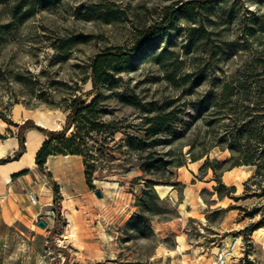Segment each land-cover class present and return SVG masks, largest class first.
I'll use <instances>...</instances> for the list:
<instances>
[{
  "label": "rangeland",
  "instance_id": "1",
  "mask_svg": "<svg viewBox=\"0 0 264 264\" xmlns=\"http://www.w3.org/2000/svg\"><path fill=\"white\" fill-rule=\"evenodd\" d=\"M186 1L193 0H0V148L27 120L36 132L62 130L64 100L92 88L82 82L91 58L132 47ZM194 1L191 19H175L132 68L116 73V88L103 90L112 135L105 144L88 141L92 188L81 156H49L51 179L34 162L51 188L52 228L34 241L45 264H219L224 250L225 264H264V0ZM30 76L38 81L32 94L16 81ZM158 113L171 114V129L129 151L127 136L145 139L146 119ZM240 122L251 124V139L232 136ZM18 151L0 154V166L18 161ZM58 163L82 169L81 182L72 172L64 182ZM23 172L30 171L10 180Z\"/></svg>",
  "mask_w": 264,
  "mask_h": 264
},
{
  "label": "trees",
  "instance_id": "2",
  "mask_svg": "<svg viewBox=\"0 0 264 264\" xmlns=\"http://www.w3.org/2000/svg\"><path fill=\"white\" fill-rule=\"evenodd\" d=\"M215 0H213L214 2ZM198 1H186L182 3L175 10H171L166 13L159 22H154L149 27L140 32L139 37L135 44L130 48H123L120 46L110 47L100 53L94 55L89 64L88 71L89 76L82 80L83 84L88 81L91 83L92 88L89 91L79 94L71 93L69 97L64 100L62 110L67 114L66 123L60 131H49L37 128L39 132L46 136V140L36 153L35 164L38 170L45 174L48 178H52L51 174L46 171L45 164L47 158L52 155H77L81 156L84 160L86 169V181L90 188H92V177L94 173V166L88 163V159L92 157L91 149H89V140L96 139L95 142L99 144H105L111 139V133L106 131L107 126H113V123L107 124L103 122V116L106 111L101 106V101L109 96L104 94L103 90H113L116 88V73L132 68L135 63L146 55V52L152 49L156 43L171 29L172 23L178 17H184L191 19L190 16L191 7L197 4ZM10 25L3 26L1 29L7 30ZM195 30V29H194ZM80 37H74L68 40L67 46H70L77 42ZM62 49V48H60ZM167 51L163 50L155 54L154 58L158 63H161L164 59ZM21 86L28 89L30 93H34V87L38 81H33L32 77H19L16 80ZM229 88L224 89V93L229 92ZM46 95L41 93L40 98ZM91 98V99H90ZM123 101L132 103L135 107H139L132 98H123ZM170 113L156 114L147 118L149 126L146 131V138L142 139L136 136H127L125 145L129 151L140 152L146 148L157 143H148L146 140L160 132L169 131L171 129ZM32 121L27 120L23 125L14 124L17 128L16 138L19 144V151L14 156V160L20 158L25 152V133L32 130ZM249 122L234 125V134L232 136H239L238 140L248 135L251 139L253 136V129L250 127ZM113 129V127H112ZM72 131L71 136L67 137V133ZM256 131V130H255ZM104 137L103 140L98 137ZM100 151V150H99ZM152 154H149V158ZM192 160H196L192 157ZM9 162V159L5 160ZM253 160L249 159L244 162L245 165H253ZM209 164V162H206ZM26 174L23 172L21 175ZM153 184L152 182L150 183ZM54 189V202L58 200V185L52 182Z\"/></svg>",
  "mask_w": 264,
  "mask_h": 264
},
{
  "label": "crops",
  "instance_id": "3",
  "mask_svg": "<svg viewBox=\"0 0 264 264\" xmlns=\"http://www.w3.org/2000/svg\"><path fill=\"white\" fill-rule=\"evenodd\" d=\"M45 140L46 136L43 134L34 130L27 131L26 150L19 160L0 166V260L4 258L7 263L13 260L14 264H45L44 256L40 249L36 248L34 241L36 235L48 232L52 228L53 221L49 211L52 203L51 188L48 181L37 179L39 173L32 170L36 153ZM33 144H36V147L31 155ZM18 147L17 138L10 137L7 144L0 148V154L13 153ZM46 165H49V160ZM53 168L64 182L69 180L66 174L71 172L81 182L82 169H74L71 165L60 163ZM24 170L30 171L23 176L24 178L10 180L11 176ZM30 193L37 195L36 206L30 202ZM39 220L46 224L45 228L37 226ZM18 226L30 231L31 240L24 236L25 233L19 230Z\"/></svg>",
  "mask_w": 264,
  "mask_h": 264
},
{
  "label": "built area",
  "instance_id": "4",
  "mask_svg": "<svg viewBox=\"0 0 264 264\" xmlns=\"http://www.w3.org/2000/svg\"><path fill=\"white\" fill-rule=\"evenodd\" d=\"M31 201L33 203H35L36 202V198L34 196H32L31 197ZM236 245H237V242L234 241L233 244H232L231 249L233 250L236 247ZM230 252H231L230 250H224L223 251L222 256L218 260L219 264H225V261H226L227 257L230 256Z\"/></svg>",
  "mask_w": 264,
  "mask_h": 264
},
{
  "label": "bare ground",
  "instance_id": "5",
  "mask_svg": "<svg viewBox=\"0 0 264 264\" xmlns=\"http://www.w3.org/2000/svg\"><path fill=\"white\" fill-rule=\"evenodd\" d=\"M35 147H36V144H33L31 147V155H33ZM156 188H157L158 193H160L161 195L165 194V192L168 191L167 190L168 188H165V187H159L158 186Z\"/></svg>",
  "mask_w": 264,
  "mask_h": 264
},
{
  "label": "water",
  "instance_id": "6",
  "mask_svg": "<svg viewBox=\"0 0 264 264\" xmlns=\"http://www.w3.org/2000/svg\"><path fill=\"white\" fill-rule=\"evenodd\" d=\"M95 194H96L98 197H101V193H100V191H96ZM37 226L40 227V228H45V227H46V224H45L43 221L39 220V221L37 222Z\"/></svg>",
  "mask_w": 264,
  "mask_h": 264
}]
</instances>
